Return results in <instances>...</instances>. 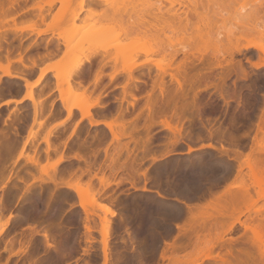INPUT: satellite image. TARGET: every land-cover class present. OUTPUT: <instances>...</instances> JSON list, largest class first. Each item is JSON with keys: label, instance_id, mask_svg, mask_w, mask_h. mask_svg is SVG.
Returning <instances> with one entry per match:
<instances>
[{"label": "rangeland", "instance_id": "1", "mask_svg": "<svg viewBox=\"0 0 264 264\" xmlns=\"http://www.w3.org/2000/svg\"><path fill=\"white\" fill-rule=\"evenodd\" d=\"M79 1L26 0L36 16L45 14L44 21L37 16V24L43 22L41 33L53 36L46 40L24 41L22 31L29 26H17L16 18L0 23V66L15 75L3 76L0 70V228L6 224L0 264H264L252 244L253 229L264 232V198L248 167L263 171L264 184V16L251 19L249 27L256 32L245 35L242 42L249 47L237 51L230 42L217 44L212 31L207 41L197 42L175 32H141L143 26L133 21L146 2L158 13L169 5L165 0L162 5L159 0H85L83 9ZM243 3L212 0L198 11L243 13ZM90 10L124 20H99ZM41 60L45 64L35 80L48 68L32 90L34 102L20 100L28 75L14 62L29 69ZM78 60L83 62L79 75L71 74L67 91L64 81ZM129 65L135 67L132 74L125 72ZM160 70L168 83L164 92ZM171 74L181 77V86ZM83 96L93 118L134 130L135 140L146 147L142 162L140 151L136 156L120 151L126 139L112 141L104 125H89L78 108L67 115L60 97ZM12 98L20 102L3 103ZM193 104L202 105L201 116L192 114ZM81 158L93 163L91 174ZM111 159L124 170L106 169ZM189 161L192 166L202 161L210 171L198 190L180 197L173 192L170 167L179 164L194 173ZM99 166L105 168V185L89 181L94 172L100 176ZM66 182L77 184L80 194ZM233 196L239 197L232 202ZM218 202L224 205L221 214L207 207V226L187 235L185 204L195 211ZM156 208L165 209V216ZM204 237L213 245L205 246ZM180 242L189 247L171 248Z\"/></svg>", "mask_w": 264, "mask_h": 264}, {"label": "bare ground", "instance_id": "2", "mask_svg": "<svg viewBox=\"0 0 264 264\" xmlns=\"http://www.w3.org/2000/svg\"><path fill=\"white\" fill-rule=\"evenodd\" d=\"M165 1H167L169 4L167 7L162 5L161 0H159V4L162 5V7L159 8L158 13H156L155 11L152 10V7H153L152 2L147 1L145 4V8L143 10V14L138 15L137 19L135 21H133L134 25L135 24H137V25L141 24L143 26L141 32H143V33H145V32L155 33L156 32V33L161 34V35L162 34L166 35L167 32H175V33L181 34L183 37L187 38L189 41H194V42H197L196 40H201V39L203 41L204 40L207 41L208 35L212 31L215 34V36H213V37H214L215 42L217 44L221 45L222 42H223V44H225L224 41H227L226 42L227 44H228V42H230L237 51H240L242 48L247 49L249 47V43L243 44V42H242L243 41L242 39L244 38V36L255 31V29L253 27L252 28L249 27V26H251V23H250L251 19L253 17L260 16V14L262 16H264V13L262 11V9L264 8V0H229L232 3H241L242 1L244 2L242 5L243 6L242 8L244 10L243 13H242V11L236 12L237 14L234 13L236 15L231 13L232 17H230L231 16L230 14L229 15L228 14L222 15V13L221 14L220 13H214V12L210 13V12H207L206 10H204L203 12L198 11V9L201 5L203 6V5L209 4V2L212 0H165ZM22 3H23V0H0V23L3 24V23H8L9 21H14L15 18L17 16H19L20 10L23 11V9H22L23 7L21 6ZM84 3H85V0L79 1L80 9H83ZM175 4H178L181 7H185L186 9L182 10L183 12H177V10L170 11L171 10L170 8H173L175 6ZM246 6H248V8H250L249 11L246 10V8H245ZM37 7L39 8L40 6H37ZM186 12L188 13L187 15H185V16L181 15L182 13L186 14ZM21 13H20V15H21ZM88 14L90 16L95 17V18L97 17L99 20H112V19H119L121 21L124 20L122 17H115L114 18V17H112L106 13L97 14L96 11H92V10H90ZM23 16H24V14H23ZM37 16L40 20H42V21L45 20V14H43L42 12H39ZM224 16H229L232 19L227 17V19L229 18L227 20L226 18H224ZM189 17H193L194 21L191 22ZM218 17H219V20L221 19V23L218 20L219 24H218V21H216L218 19ZM127 18L130 20H133L131 15H127ZM121 24H122V22H121ZM228 25H229V27H228ZM29 28H31V26H29ZM221 28L224 29L225 31L223 32V30ZM19 30L22 31V28H20ZM36 33L40 34L41 31L38 30ZM1 41L6 42L4 39H2ZM172 53H174V54H171V52L168 53L169 55H171L170 61H172V59H174L173 55H175L176 50H173ZM90 59L91 58H89V57L84 58V60H86L87 62H90L91 61ZM21 60H22V57H21V55H19L18 61L21 62ZM82 63H83L82 60H78L77 62H75L74 66L71 68L70 73L68 74V77L65 79L64 82H66L68 84L67 85L68 86L67 91L68 90L71 91V88H70V76H71V74H78ZM32 64L34 65V62H32ZM263 64H264V62H263ZM47 68L48 67H44V69H42L40 71V73H39V75L35 81H33L31 83H29V82L26 83V85H25L26 89H27L26 93L24 94V96L20 100L28 99V100L34 102L32 90L34 87L38 86L44 80V76H45ZM134 69H135L134 66L129 65L126 67L125 72L127 74H132ZM0 70L2 71L3 76H8V77L15 76L8 68H4V67L0 66ZM19 77H21V76H19ZM53 77L56 79V81H58L60 79V77H58L56 74H53ZM171 77L177 82L178 86H181V83H182L181 77L177 78L173 74H171ZM96 79H97V77H96ZM158 83H159V87H160L161 92H164L166 90V88H168V83H167V80L165 77V71L164 70H160L159 77H158ZM60 98H61L62 105L64 106V108L67 111L68 116L71 115L73 108H75V107L78 108L80 110V118L81 119H87L89 125H91V126H97L99 124L104 125L107 128L108 133L110 134L112 141L119 142L121 139L127 140L123 144V146L120 148V151L125 150L128 156H130L131 154H134V156H136L137 155L136 152L140 151L142 156L139 158V161H141V162L143 161L144 155L146 153L145 144H144V142H139V141L135 140L134 130L129 129L128 125L125 126V124L123 122H113V121H105V120L100 121V120L93 118L92 114L90 113V107L92 105L87 102V100H88L87 96H83V98H81L79 100H75V99H72L69 97H67V98L66 97H60ZM191 98L193 101H195L197 98V93H196L195 89H192ZM11 100L13 102L14 99L13 98L9 99V100L6 99L4 102L3 101L2 102L7 104V103L11 102ZM15 100H14V102H17L19 99L16 101ZM20 100H19V102H20ZM71 101H75L78 104H79V102L80 103L84 102L85 104L83 106H79L78 104L69 105V102H71ZM201 106L193 104L192 114L193 115H199ZM201 115H199V116H201ZM119 129H121V131H119ZM189 151H191L190 147H188V152ZM104 153L107 156V147L104 149ZM81 159H83L84 163L87 165L88 173L91 174L90 167L93 166V163H89L87 158H81ZM130 163H131L130 167H132V165L135 163V161L132 160ZM190 164H191V162L189 161L188 166L193 165V163L191 165ZM196 164H195V166L191 167V170L193 169L194 173H191L189 170H184V169L180 168L179 164H173L170 167L172 177L174 180H176V183L172 186L173 192L180 195V197H182L183 195H184V197H185V195H187L189 197L188 194H190V192L192 193L193 190H198L197 188H199L201 183H203V181L204 182L207 181V180H205L207 178V172L210 171V170L207 171L208 170L207 164L203 163L202 161H200ZM248 167L250 170V178L252 179L254 185L258 189L257 190L258 195L260 197L264 198V184L262 183V178H261L263 171H261L260 169H257L256 167L252 166L249 163H248ZM123 168H124V166L121 164L116 166L113 163V159H111L110 164H108L106 167V169H109L110 171H113V170L117 171L120 169L124 170ZM104 169L105 168L99 166L98 172L100 173V176H98L97 172H94L92 175H89L90 176L89 181L90 180L92 181L93 178H96L100 184L105 185L106 176H105ZM127 174L128 173H125L126 176H129ZM65 185L67 187L72 188L74 191H76L80 194V187H78L77 184L75 185V184L66 182ZM171 191H172V189H171ZM238 197L239 196H233L231 198L232 202L235 201L236 199H238ZM240 197H242V196H240ZM186 199H189V198H186ZM185 205L187 207V211L189 213V220H190L189 221L190 222L189 228L186 229V231H185V233H187V235L197 234L199 232L198 228L201 229V228H204L205 226H207V207H209V209H211L214 213H216L218 215L221 214V211L224 207V205L219 203V202L214 203V204H210L209 206H207V203H206L204 206L193 211V209H192L193 207L191 205H189V204H185ZM83 209H84V206H83ZM155 210H157V208ZM157 211H160L159 213H161L163 216H165V214H166L165 209H159ZM110 214H111V216L116 215V216H119V218H122L120 211H116V212L112 211V212H110ZM158 215H160V214H158ZM103 218L101 219V225L103 228L102 232H103V236H104L103 240H102V245H103L104 257H107L106 256V250H107L106 235L107 234L105 231L107 230L106 224L108 223L107 222L108 220H106L105 218L103 219ZM5 226H6V224L3 225L2 228H0V236L3 233ZM203 244L205 246H212L213 245V243H211V241L208 240L206 237L203 238ZM252 244L256 247V249L258 250L260 255L264 258V232L263 231L253 229ZM188 247H189V242H180L177 245H175V244L171 245V248L173 250H185Z\"/></svg>", "mask_w": 264, "mask_h": 264}, {"label": "crops", "instance_id": "3", "mask_svg": "<svg viewBox=\"0 0 264 264\" xmlns=\"http://www.w3.org/2000/svg\"><path fill=\"white\" fill-rule=\"evenodd\" d=\"M88 2L89 1H92V0H87ZM26 3V0H23V3H22V10H20V13H19V16L16 17V24L17 26H31L33 25V28H28V29H24L22 31V36L25 38L24 41L26 42H31L35 39H38V40H46L48 38H51L53 36H51V33L49 32H43L41 34H37L36 32L38 30H43V22L40 21V24H37V11L36 10H33V9H29L27 8V5L25 4ZM24 14V16H23ZM36 21L35 24H33L34 22L33 21ZM43 23V24H41ZM12 33V31H11ZM16 55H18V53H16ZM28 55H31V54H28ZM27 55V56H28ZM26 63L29 65V60L28 58L26 59ZM14 64L16 65V67L22 71H24L25 73H27L28 75V82H32L35 80V77H36V74L39 72V69L43 66V64H45V61L44 60H41L37 63L36 66H30L31 68L29 69H23V67L18 63V62H14ZM22 85H25V81H22Z\"/></svg>", "mask_w": 264, "mask_h": 264}]
</instances>
